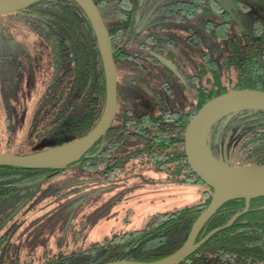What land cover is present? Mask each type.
Wrapping results in <instances>:
<instances>
[{
    "label": "rangeland",
    "instance_id": "1",
    "mask_svg": "<svg viewBox=\"0 0 264 264\" xmlns=\"http://www.w3.org/2000/svg\"><path fill=\"white\" fill-rule=\"evenodd\" d=\"M178 1L135 2V24L119 46L123 56L116 60L120 115L127 108L135 114L156 115L165 109L187 110L197 101L200 89L215 79L205 70L209 67L205 51H211L217 62L221 84L229 91L234 86L237 70L222 69L218 60L222 48L229 50V41L219 47L220 40L207 29V20L215 24L228 17L239 21L238 31L231 24L230 39L242 43L261 12L260 0H219L208 14L195 12L174 20L172 10L179 7ZM25 14L0 16V152L11 153L30 131L33 115L43 110L38 100L52 71L48 42ZM107 26H113V21ZM86 108L87 102L77 104L68 121ZM216 122L208 132L212 153L225 164L240 165L245 139L264 127V121L254 110H244ZM143 143L131 138L118 153L129 155ZM124 165V171L107 178L102 167L92 170L74 164L23 186L28 187L24 200L18 190L1 199L0 264H53L59 255L92 249L115 234L144 228L156 212L200 203L208 189L206 183L185 181L174 168L159 169L136 156ZM21 203L22 208L3 223Z\"/></svg>",
    "mask_w": 264,
    "mask_h": 264
},
{
    "label": "trees",
    "instance_id": "2",
    "mask_svg": "<svg viewBox=\"0 0 264 264\" xmlns=\"http://www.w3.org/2000/svg\"><path fill=\"white\" fill-rule=\"evenodd\" d=\"M94 1L105 22L113 21V26H108V29L116 61L123 56L119 46L131 35L134 27L137 0ZM259 4L261 12L254 17L251 34L242 43L235 37L230 39L231 24L238 31L242 27L239 21L228 17L215 24L207 20L209 25H214L207 24V29L220 40L219 47L229 41V50L222 48L218 60L222 69L237 70V80L231 89L264 91V0ZM176 5L179 7L172 10L174 20L180 16L189 17L195 12L208 14L211 6L217 5V0H179ZM21 12L26 13L30 24L34 21L33 27L48 42L52 71L38 100L43 110L33 115L30 131L10 151L18 155L38 152L84 136L99 121L106 102V80L100 50L82 8L74 0H41ZM203 55L209 65L205 70L210 71L215 79L213 84L200 89L197 101L187 110L165 109L156 115L149 112L135 114L127 108L123 114H116L118 120L114 121L108 133L78 163L92 170L102 167L104 175L109 178L124 171L125 162L136 156L159 169L174 168L185 181L204 183L187 162L184 131L204 103L229 89L221 84L212 52L205 51ZM80 102H87L86 111L77 119L68 121L70 113ZM255 112L264 121V111ZM231 113L222 116L216 124ZM10 119V116L6 117V121ZM131 138L144 143L129 155L120 156L119 150ZM243 150L240 165L264 163V127L245 139ZM47 172L0 166V200L4 201L11 192L17 191L20 184ZM207 186L200 203L171 212H156L144 228L115 234L92 249L59 255L54 263L152 261L171 254L185 242L194 221L209 205L213 188ZM237 214L239 217L230 227L213 234L181 264H264V195L252 197L249 203L246 197L240 196L223 204L207 222L199 239L224 226ZM100 249L103 250L97 253Z\"/></svg>",
    "mask_w": 264,
    "mask_h": 264
},
{
    "label": "water",
    "instance_id": "3",
    "mask_svg": "<svg viewBox=\"0 0 264 264\" xmlns=\"http://www.w3.org/2000/svg\"><path fill=\"white\" fill-rule=\"evenodd\" d=\"M39 1L41 0H0V16L20 12ZM74 1L89 19L100 50L106 80L103 113L87 134L70 142L23 155L0 152V166L53 172L66 169L77 164L108 133L114 122L118 109L119 83L110 32L94 0ZM229 13L233 16L232 12ZM244 110L264 111V91L233 89L219 94L203 104L184 131V150L191 170L213 188L209 205L194 221L185 242L171 254L157 260H116L104 264H181L208 238L230 227L239 217L240 214L233 216L224 226L208 232L199 239L207 222L223 204L240 196L246 197L249 203L252 197L264 195V163L236 166L225 164L212 153L208 143L209 129L218 119L230 112ZM46 178L48 175H42L19 186L32 185ZM23 205L24 203H21L17 206L3 223L10 220Z\"/></svg>",
    "mask_w": 264,
    "mask_h": 264
},
{
    "label": "flooded vegetation",
    "instance_id": "4",
    "mask_svg": "<svg viewBox=\"0 0 264 264\" xmlns=\"http://www.w3.org/2000/svg\"><path fill=\"white\" fill-rule=\"evenodd\" d=\"M217 2L220 3L221 1L217 0ZM233 18H234V15H233ZM47 173H48V172H47ZM54 173H55V172H54ZM29 186H30V185H29ZM27 189H28V187H23V188H22V187H19V189H18V191H19V192H18V195H20V197H22V196L24 195L25 192L27 193ZM25 198H26V196L22 197V200H24ZM22 200H21V201H22ZM21 201H20V202H21ZM20 202H19V203H20ZM14 209H15V208H14ZM10 213H11V212H10ZM53 264H56V263H53Z\"/></svg>",
    "mask_w": 264,
    "mask_h": 264
}]
</instances>
